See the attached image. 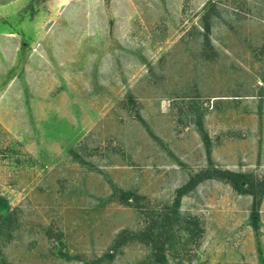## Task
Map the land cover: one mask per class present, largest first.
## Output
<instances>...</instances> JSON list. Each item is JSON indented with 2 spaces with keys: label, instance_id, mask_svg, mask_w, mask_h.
<instances>
[{
  "label": "rangeland",
  "instance_id": "rangeland-1",
  "mask_svg": "<svg viewBox=\"0 0 264 264\" xmlns=\"http://www.w3.org/2000/svg\"><path fill=\"white\" fill-rule=\"evenodd\" d=\"M0 264H264V0H0Z\"/></svg>",
  "mask_w": 264,
  "mask_h": 264
},
{
  "label": "trees",
  "instance_id": "trees-1",
  "mask_svg": "<svg viewBox=\"0 0 264 264\" xmlns=\"http://www.w3.org/2000/svg\"><path fill=\"white\" fill-rule=\"evenodd\" d=\"M221 173L236 188L243 187L247 183L246 179L243 178V174H241V173L233 172L230 170H221ZM256 199L257 198H255V200Z\"/></svg>",
  "mask_w": 264,
  "mask_h": 264
}]
</instances>
